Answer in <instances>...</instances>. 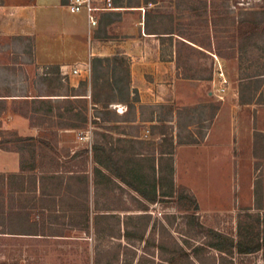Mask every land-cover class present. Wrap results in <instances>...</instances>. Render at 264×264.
<instances>
[{
    "label": "rangeland",
    "instance_id": "obj_1",
    "mask_svg": "<svg viewBox=\"0 0 264 264\" xmlns=\"http://www.w3.org/2000/svg\"><path fill=\"white\" fill-rule=\"evenodd\" d=\"M122 1L145 10L150 1L153 28L174 32L144 37L139 13V60L157 65L152 76L166 90L129 111L89 104L97 122L87 128L60 127L58 108L74 92L55 67L39 70L33 40L0 35V139L44 140L0 148L14 163L0 170V264H264V0ZM37 98L52 101L51 114ZM11 114L35 135L11 127ZM97 143L117 164L102 167L106 175ZM117 168L174 196L151 203ZM239 243L263 246L241 253Z\"/></svg>",
    "mask_w": 264,
    "mask_h": 264
},
{
    "label": "crops",
    "instance_id": "obj_2",
    "mask_svg": "<svg viewBox=\"0 0 264 264\" xmlns=\"http://www.w3.org/2000/svg\"><path fill=\"white\" fill-rule=\"evenodd\" d=\"M70 0H0V35L31 38L34 45L35 63L39 70L55 67L61 75L78 87L82 80H90L91 73H72L81 63L90 62L94 56H114L118 53L131 59V86L139 91L141 103L163 100L166 86L161 88L152 76L157 65L139 60V13L145 9L136 4L115 0L113 9L99 13V24L90 29L85 12H71ZM134 18L137 25L128 23ZM125 35L127 37H125ZM142 35L152 37L143 27ZM147 56V52L145 53ZM67 73L66 75L64 74ZM44 97V96H40ZM123 104V103H122ZM8 124L21 132L35 135V127L29 120L18 114L9 115ZM11 152L0 149V170H9Z\"/></svg>",
    "mask_w": 264,
    "mask_h": 264
},
{
    "label": "trees",
    "instance_id": "obj_3",
    "mask_svg": "<svg viewBox=\"0 0 264 264\" xmlns=\"http://www.w3.org/2000/svg\"><path fill=\"white\" fill-rule=\"evenodd\" d=\"M150 1L146 2L145 10V31L148 34H160L164 33L168 36L160 37H171L174 33L172 30L167 29L165 32H157L153 28L154 25V14L153 8L149 7ZM59 75V78H62L61 71H56ZM257 79V78H256ZM70 89L74 92L72 94L64 95L67 105L64 108H58L57 117L59 118V125L61 128H70V129H83L87 128L90 123L97 122L94 119V116L89 112V104L92 107H97L100 105L104 109H108L111 104L114 103H123L128 106L129 109L135 107L132 105V102L137 103L141 101L139 91L136 88L131 86V71H130V61L129 58L124 54H116L114 56H94L91 59V77L90 80H82L78 87L70 86ZM39 99V100H38ZM48 98H37L33 99V103L40 102L41 106H47V112L52 113L54 107L51 100ZM51 99V98H49ZM61 99V98H56ZM253 99V98H252ZM5 99L0 98V104H2ZM80 102L83 105L77 107V103ZM243 103H248L243 100ZM144 106V104H141ZM5 107L0 106V114L5 110ZM106 111V110H105ZM109 114V112H104ZM27 115V114H26ZM52 116V115H51ZM99 117V116H97ZM52 118V117H49ZM14 140L1 138L0 139V148L8 149L4 146L6 142L17 141L23 144V146L31 147L36 144V142L44 141L42 138L35 136H21L18 133L14 134ZM96 161L99 163L100 167L97 166L96 170L100 173H105L102 170V167L109 169L111 164L116 166L117 164L114 161L111 152L106 149L103 144L97 143L94 146ZM101 154V158L100 157ZM170 175L171 183L174 184V156L170 154ZM160 168V165H159ZM27 168L24 166V160H21V170L25 171ZM154 172H157V167L155 162L153 164ZM117 176L121 177L123 181L134 186L141 195H143L149 202L154 203L157 201L159 196L162 197H173L174 192L172 189L164 190L157 189L155 184L152 189H146L144 186L136 185L132 179H128L127 176L119 168H117ZM15 174H8L4 176H14ZM106 175V174H104ZM132 173L131 177L137 179L139 177V182H142L140 176H137ZM109 177V176H108ZM138 180V179H137ZM180 199H188L191 205L194 206L195 210L199 209V204L196 197L193 194L187 192H182L179 194ZM216 247H221L220 244H215ZM263 244L257 243L254 245H245L242 243L238 244L239 251L241 253H254L262 249ZM221 249V248H220ZM229 251L233 250V246L228 248Z\"/></svg>",
    "mask_w": 264,
    "mask_h": 264
},
{
    "label": "built area",
    "instance_id": "obj_4",
    "mask_svg": "<svg viewBox=\"0 0 264 264\" xmlns=\"http://www.w3.org/2000/svg\"><path fill=\"white\" fill-rule=\"evenodd\" d=\"M68 8L71 12H85L89 23V28H95L99 24V13L115 8L113 0H70ZM83 71L91 73V63L84 62L76 65L72 73L82 74ZM66 75L67 73L64 72Z\"/></svg>",
    "mask_w": 264,
    "mask_h": 264
}]
</instances>
